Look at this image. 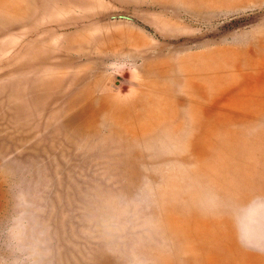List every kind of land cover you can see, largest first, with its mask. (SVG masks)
Wrapping results in <instances>:
<instances>
[{
	"label": "rangeland",
	"instance_id": "rangeland-1",
	"mask_svg": "<svg viewBox=\"0 0 264 264\" xmlns=\"http://www.w3.org/2000/svg\"><path fill=\"white\" fill-rule=\"evenodd\" d=\"M0 264H264V0H0Z\"/></svg>",
	"mask_w": 264,
	"mask_h": 264
}]
</instances>
